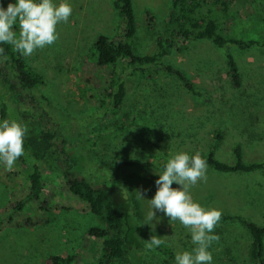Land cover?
I'll list each match as a JSON object with an SVG mask.
<instances>
[{
    "label": "rangeland",
    "instance_id": "obj_1",
    "mask_svg": "<svg viewBox=\"0 0 264 264\" xmlns=\"http://www.w3.org/2000/svg\"><path fill=\"white\" fill-rule=\"evenodd\" d=\"M131 1L136 20L132 46L137 54H154L171 0ZM53 2L58 4L61 0ZM66 2L73 12L67 23L57 25L56 43L25 56L27 65L43 75L47 84L39 90L36 100L40 105L51 102L46 109L48 116L53 114L59 120L56 121L61 131L56 132L63 150L62 168L76 176L80 170L86 179L103 183L113 179L106 168L111 161L139 158L158 164L180 152H199L204 156L212 147L217 129L223 135L215 150L218 161L232 164V150L239 146L245 164L264 162V55L259 50L238 54L244 84L237 90L228 83L224 51L208 41L189 42L183 52H173L165 59L183 72L201 97L192 96L167 74L159 73L151 79L129 77L125 80L122 112L104 117L98 103L103 100L109 70L95 68L85 60V55L99 35L111 36L116 32L119 20L112 0ZM232 6L238 11L231 26L232 35L244 40H264V0H246L237 8ZM147 12L154 15L150 30L146 29L151 23L146 20ZM81 87L86 89L85 97L80 96ZM134 118L138 127L132 125L120 135L111 133L115 125L122 121L130 123ZM23 159L29 166V156L25 154ZM27 166L17 160L14 170L8 171L0 161V264H47L51 256L71 258L70 264H94L101 240L86 233L91 227H98L99 221L85 203L68 192L61 174L42 168L45 204L39 201L26 204L19 211L13 208L27 193ZM206 176V181L191 188L195 202L264 226L261 172L222 174L208 168ZM122 188L126 197L117 193L114 200L123 211L124 205H131L128 227L133 225L135 231L130 244L134 254L140 248L135 257L129 252L131 264H158L145 243L153 235L162 237L163 245L171 250L170 264H175L177 253L192 251L195 245L189 230L179 221H170L162 212L156 213L158 222H151L154 229L151 224L141 225L149 205L136 198L135 190L146 189L145 200H151L156 192L142 175L128 172ZM213 234L219 241L209 249L212 264H253L246 229L223 223Z\"/></svg>",
    "mask_w": 264,
    "mask_h": 264
},
{
    "label": "trees",
    "instance_id": "obj_2",
    "mask_svg": "<svg viewBox=\"0 0 264 264\" xmlns=\"http://www.w3.org/2000/svg\"><path fill=\"white\" fill-rule=\"evenodd\" d=\"M15 2L16 0H0V5L6 8L8 3ZM244 3L246 0H171L162 33L155 42L156 51L151 55H140L132 46V40L136 35L132 1L112 0L113 11L119 20L116 32L114 31L111 36L99 35L85 55V60L95 68L109 70L107 87L102 94L103 100L98 103L99 111L103 112L104 117L118 116L123 110L126 98L125 80L135 76L151 79L159 73L167 74L177 79L192 96L201 97L183 72L166 62L167 57L173 52H183L189 42L208 41L215 48L223 50L228 83L233 89H240L244 84V77L238 63V54L254 49L264 55V40L261 42L244 40L231 33V26L238 12L232 5H236L237 8L238 4L241 6ZM146 20L151 22L146 28L150 30L154 15L147 12ZM15 30L18 31V28ZM0 47L4 49L3 56H0V122L5 119L16 120L28 128L24 149L25 154L29 156L30 165L27 166L23 156L18 159L23 166H27L25 167L27 193L20 202L13 205V208L19 211L26 204L42 201L44 194L42 168L57 172L65 180L68 192L85 203L89 212L99 221L98 227H91L86 233L101 240L98 259L94 264H131L129 252L135 257L140 250L138 246L134 254L130 244L135 231L133 225L128 227L131 205L126 204L125 211L120 210L114 197L117 193L126 197L122 181L128 172H138L156 190L155 180L162 174L169 159L158 164L145 162L139 158H127L118 163L111 161L106 168L111 172L113 179L103 183L86 179L80 170L78 176L69 169L65 170L61 167L63 150L60 149L62 148L60 136L56 132L61 131L58 128L59 120L53 114L52 117L48 116L46 109L51 102L40 105L36 100V96L40 95L39 90L47 87L43 75L28 66L25 56L15 51L11 45L0 44ZM80 92V96H86L85 88L81 87ZM120 123L115 125L112 134L120 135L132 125L138 127L135 118L130 123L124 121ZM105 135L107 133L103 136ZM222 138V131L215 130L212 147L202 156L207 162V169L222 174H249L258 171L264 176V162L245 164L239 146L232 150L234 156L232 164L218 161L215 150ZM223 223L238 224L246 229L251 240L249 246L251 262L264 264V226H258L238 215L222 213L217 226ZM150 250L158 264H170L172 252L169 248L162 244ZM71 260L51 256L46 263L70 264Z\"/></svg>",
    "mask_w": 264,
    "mask_h": 264
},
{
    "label": "clouds",
    "instance_id": "obj_3",
    "mask_svg": "<svg viewBox=\"0 0 264 264\" xmlns=\"http://www.w3.org/2000/svg\"><path fill=\"white\" fill-rule=\"evenodd\" d=\"M72 6L61 0H16L5 8L0 5V44H9L23 56H31L37 50L51 46L59 39L57 25L67 23L72 15ZM18 28V31L15 30ZM4 49L0 47V56ZM28 128L22 122L5 119L0 122V161L8 171L15 168L17 160L25 155L24 141ZM207 162L199 152L189 156L180 152L170 158L162 174L155 180L156 192L151 200H145L146 189L135 190L138 200L146 201L149 210L143 224L157 220L156 213L162 212L170 221H179L189 230L195 245L192 251L175 255V264H212L209 249L219 237L214 229L222 218V211L206 209L195 202L191 188L206 181ZM178 185L173 188L172 185ZM158 222V220H157ZM154 229L155 224H151ZM149 249L165 243L156 235L145 242Z\"/></svg>",
    "mask_w": 264,
    "mask_h": 264
}]
</instances>
